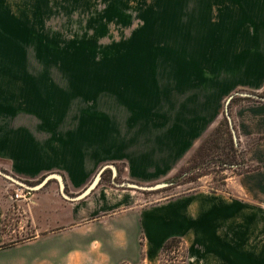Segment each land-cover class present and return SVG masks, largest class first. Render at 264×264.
Instances as JSON below:
<instances>
[{
  "label": "crops",
  "instance_id": "0c3cea01",
  "mask_svg": "<svg viewBox=\"0 0 264 264\" xmlns=\"http://www.w3.org/2000/svg\"><path fill=\"white\" fill-rule=\"evenodd\" d=\"M144 39L154 54L119 62L159 67L121 89L118 103L97 105L96 119L56 120L52 131L17 122L0 137V170L28 181L59 173L67 193L55 177L13 191L0 174V264H68L74 251L92 264L97 241L105 264H138L143 239L155 264L177 238L190 242V264H264V99L231 110L254 167L227 184L239 195L200 189L143 206L135 191L99 183L77 198L108 164L140 184L169 178L231 95L264 91V0H146ZM116 231L122 247L112 244Z\"/></svg>",
  "mask_w": 264,
  "mask_h": 264
},
{
  "label": "rangeland",
  "instance_id": "374dc122",
  "mask_svg": "<svg viewBox=\"0 0 264 264\" xmlns=\"http://www.w3.org/2000/svg\"><path fill=\"white\" fill-rule=\"evenodd\" d=\"M145 3L146 0H0V137L15 129L17 122H24L26 130H32L33 122H39L42 130L52 131L56 120L96 119L98 110H102L97 105L118 103L121 89L137 76L152 72V67H159L119 62L154 54L145 47ZM246 92L249 91L239 90L231 95L229 104L226 100L220 119L211 131L227 118V109L231 114L240 104L264 99V91L249 92L254 96L242 94ZM228 124L233 135L229 121ZM41 136H45L43 132ZM222 136L220 149L195 160L199 147L196 148L175 174L165 180L151 184L126 180L115 165L116 176L112 178L108 169L102 174L100 184L122 189H128L120 186L123 182L142 186L168 184L154 191L129 188L135 191L138 205L143 206L200 189H223L239 195L227 184L232 182V177L254 169L247 166L243 157L249 144L238 145L236 132L237 142L233 135L238 148L236 167L224 169L221 163L229 153L226 148L229 140L227 135ZM176 175H179L177 179ZM44 178L21 180L33 185ZM173 179L176 183H170ZM6 181L14 191L17 185ZM182 241L185 252L181 249L164 253L162 249L155 264H184L185 255V264L195 261L190 242L184 238ZM141 243L142 262L138 264H151L145 260L146 240Z\"/></svg>",
  "mask_w": 264,
  "mask_h": 264
},
{
  "label": "trees",
  "instance_id": "16d2710c",
  "mask_svg": "<svg viewBox=\"0 0 264 264\" xmlns=\"http://www.w3.org/2000/svg\"><path fill=\"white\" fill-rule=\"evenodd\" d=\"M222 134L227 135L228 143L226 145V148L229 149V153L227 154V158L224 159V162L221 163V166L224 167V169H230L234 166L236 162V157L238 156V148L235 145L234 138L232 135V132L230 130V126L228 124L227 118L225 117L222 122L218 125L217 128H215L213 131H211L202 141L201 145L199 146L198 150L195 153V160L198 158H206L207 156H210L213 150L220 149V139L223 137ZM207 155V156H206ZM179 175H176L177 179ZM173 179L170 181V183H176V180ZM181 247V248H180ZM183 250L185 252V249L183 247V241L182 239H172L169 240L163 248V252L167 253L169 251H177V250ZM186 261V255L184 259V264Z\"/></svg>",
  "mask_w": 264,
  "mask_h": 264
},
{
  "label": "water",
  "instance_id": "95a60500",
  "mask_svg": "<svg viewBox=\"0 0 264 264\" xmlns=\"http://www.w3.org/2000/svg\"><path fill=\"white\" fill-rule=\"evenodd\" d=\"M243 95H247V96H254L253 94H250V93H242ZM233 98V96H230L228 101H227V104H229V102L231 101V99ZM226 116L228 118V121L231 125V129L233 131V135H234V138H235V141L237 142V136H236V131L234 129V125H233V121H232V117L230 115V112L228 111V109L226 110ZM108 167H111L114 171L115 174H117V168L115 165L113 164H108L106 166H104L100 171L99 173L96 175L95 179L93 180V182L91 183V185L86 189V191H84L81 195H79L77 198H80V197H83L85 195H87L88 193H90L91 191H93V189H95L98 184L100 183L101 181V176H102V173L103 171L108 168ZM0 174L5 176L8 180H10L11 182L13 183H16L20 186H23V187H29L30 185L15 177L14 175H11V174H7L5 173L4 171L0 170ZM57 178L61 187H62V192L67 195L66 193V190H65V180L64 178L62 177V175H60L59 173H53V174H50L48 176H46L42 183H45L47 182L50 178ZM168 184L166 182H163V183H158V184H155V185H148V186H142V185H138L136 183H133V182H123L122 184H120V186H123V187H128V188H132V189H137V190H148V191H154V190H158V189H161L165 186H167Z\"/></svg>",
  "mask_w": 264,
  "mask_h": 264
},
{
  "label": "clouds",
  "instance_id": "9594fccd",
  "mask_svg": "<svg viewBox=\"0 0 264 264\" xmlns=\"http://www.w3.org/2000/svg\"><path fill=\"white\" fill-rule=\"evenodd\" d=\"M125 243L124 240V234L122 231H116L112 235V244L114 246L122 247ZM102 243L97 241L93 242L89 246V253H95L96 254V259L92 261V264H105L107 260V256L102 252ZM82 256V253L79 251H74L69 255L68 258V264H73L74 261L79 264V260Z\"/></svg>",
  "mask_w": 264,
  "mask_h": 264
},
{
  "label": "built area",
  "instance_id": "2783aa9c",
  "mask_svg": "<svg viewBox=\"0 0 264 264\" xmlns=\"http://www.w3.org/2000/svg\"><path fill=\"white\" fill-rule=\"evenodd\" d=\"M20 198H22L21 193L20 192H16L15 195H14V198H12V199L15 200V199H20ZM172 252L176 253V252H179V251H172Z\"/></svg>",
  "mask_w": 264,
  "mask_h": 264
}]
</instances>
